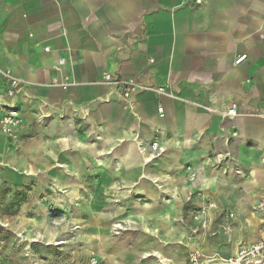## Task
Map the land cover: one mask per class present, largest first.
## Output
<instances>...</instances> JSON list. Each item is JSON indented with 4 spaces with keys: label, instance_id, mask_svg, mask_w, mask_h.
I'll use <instances>...</instances> for the list:
<instances>
[{
    "label": "crops",
    "instance_id": "0c3cea01",
    "mask_svg": "<svg viewBox=\"0 0 264 264\" xmlns=\"http://www.w3.org/2000/svg\"><path fill=\"white\" fill-rule=\"evenodd\" d=\"M6 72L20 81L12 102L22 124L11 137L0 131V187H30L35 197L48 173L59 186L56 177L74 170H59L57 159L73 158L81 142L90 160L92 135L103 190L145 198L136 215L111 221L121 234L99 242L100 262L187 264L197 248L223 259L197 244L206 231L194 212L182 215L207 201L216 208L201 218L223 216L226 238L240 243L227 259L264 240V209L250 211L264 202L254 195L264 192V0H0L3 87ZM129 80L136 87L125 98ZM153 141L164 149L158 158L138 148ZM246 169L250 182L238 178ZM188 190L202 198L187 201ZM134 223L139 232H122Z\"/></svg>",
    "mask_w": 264,
    "mask_h": 264
},
{
    "label": "rangeland",
    "instance_id": "374dc122",
    "mask_svg": "<svg viewBox=\"0 0 264 264\" xmlns=\"http://www.w3.org/2000/svg\"><path fill=\"white\" fill-rule=\"evenodd\" d=\"M78 129L80 139L84 130L81 125ZM82 144H76L78 150L73 158L57 159V163L61 164V167L57 164L59 170H74L71 174L62 172L56 177L59 186L48 173L43 175V190L35 197L30 187L25 190L0 187V264H106L100 262L95 253L100 241L121 234L111 230V221L128 213L136 215L137 211L143 210L140 207L145 201L143 194L134 193L126 187H120V192L103 190L105 186L100 184L94 166L98 157L96 138L91 135L90 143H87L90 160L81 157ZM240 172V180H252L250 169ZM261 184L264 187V181ZM254 195L264 199V192ZM205 208L195 212L192 207H182V215L187 217L190 212H194L193 215L199 212L200 216H204L208 211ZM263 209L264 202H257L250 211L256 214L262 213ZM199 221L200 229L206 232L203 241H197V244L202 242L211 250L210 255L227 259L240 243L232 244L226 238L223 216L216 213L211 225L203 217ZM136 226L135 223L122 226V232L136 234L139 232L133 229ZM142 241L143 238L140 244Z\"/></svg>",
    "mask_w": 264,
    "mask_h": 264
},
{
    "label": "built area",
    "instance_id": "2783aa9c",
    "mask_svg": "<svg viewBox=\"0 0 264 264\" xmlns=\"http://www.w3.org/2000/svg\"><path fill=\"white\" fill-rule=\"evenodd\" d=\"M195 4H200L202 0H192ZM246 58L245 55L240 56L236 59L235 64H239L244 61ZM152 62V60H151ZM4 87L0 85V131L4 135L11 137L13 136L18 129L21 127L22 120L19 114V110L13 104L12 100L19 93L20 81L11 77L7 72L1 73ZM103 80L105 82L113 81V76L111 74L103 75ZM123 97L127 98L129 92L133 91L136 87V84L133 80L125 81ZM52 85L59 87L62 90L67 88V83H58L56 80L52 82ZM166 87H160L156 90L158 93H164ZM7 99L10 102H7ZM158 112L162 114L161 108H158ZM229 117H234L236 115V107L232 105L225 113ZM138 148L143 153H148L153 158H158L164 153V149L159 145V143L153 141L149 143H138ZM219 159H223L221 155H218ZM149 159H147L148 161ZM187 181L189 185H193L197 181L196 171L192 168H186ZM193 197L199 199L202 198L201 192H193L191 190L187 191V201H191ZM207 210L215 209L216 204L210 201L206 202L205 206ZM226 216L229 219L233 218V215L227 213ZM200 213H195L192 218L195 221L200 220ZM264 260V240L252 243V244H243L241 245L236 254L228 259H217L215 257H204L201 252L198 250H192L188 252L187 255V264H261Z\"/></svg>",
    "mask_w": 264,
    "mask_h": 264
},
{
    "label": "bare ground",
    "instance_id": "6f19581e",
    "mask_svg": "<svg viewBox=\"0 0 264 264\" xmlns=\"http://www.w3.org/2000/svg\"><path fill=\"white\" fill-rule=\"evenodd\" d=\"M142 161H143V160H142ZM118 227H119L118 224H114V225H113V228H114V229H116V228H118ZM119 228H120V227H119Z\"/></svg>",
    "mask_w": 264,
    "mask_h": 264
}]
</instances>
